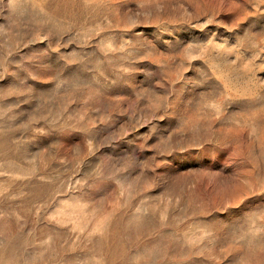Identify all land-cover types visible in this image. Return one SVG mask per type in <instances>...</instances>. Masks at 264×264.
<instances>
[{
  "label": "rangeland",
  "instance_id": "374dc122",
  "mask_svg": "<svg viewBox=\"0 0 264 264\" xmlns=\"http://www.w3.org/2000/svg\"><path fill=\"white\" fill-rule=\"evenodd\" d=\"M0 264H264V0H0Z\"/></svg>",
  "mask_w": 264,
  "mask_h": 264
}]
</instances>
